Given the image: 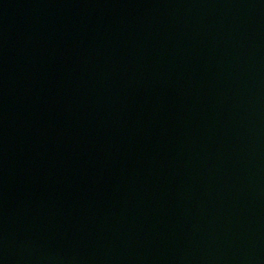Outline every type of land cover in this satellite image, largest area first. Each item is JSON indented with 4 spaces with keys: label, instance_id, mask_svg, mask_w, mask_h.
I'll return each mask as SVG.
<instances>
[{
    "label": "water",
    "instance_id": "water-1",
    "mask_svg": "<svg viewBox=\"0 0 264 264\" xmlns=\"http://www.w3.org/2000/svg\"><path fill=\"white\" fill-rule=\"evenodd\" d=\"M0 264H264V0H0Z\"/></svg>",
    "mask_w": 264,
    "mask_h": 264
}]
</instances>
